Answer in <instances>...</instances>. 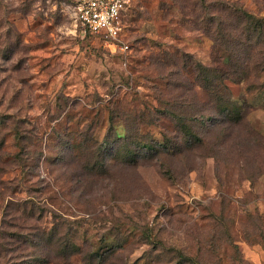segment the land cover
I'll return each instance as SVG.
<instances>
[{
    "label": "rangeland",
    "instance_id": "obj_1",
    "mask_svg": "<svg viewBox=\"0 0 264 264\" xmlns=\"http://www.w3.org/2000/svg\"><path fill=\"white\" fill-rule=\"evenodd\" d=\"M78 1L0 0V264H264V0H133L125 51Z\"/></svg>",
    "mask_w": 264,
    "mask_h": 264
},
{
    "label": "built area",
    "instance_id": "obj_2",
    "mask_svg": "<svg viewBox=\"0 0 264 264\" xmlns=\"http://www.w3.org/2000/svg\"><path fill=\"white\" fill-rule=\"evenodd\" d=\"M133 0H79L71 8L72 20L81 32L103 37L110 46L128 50L121 45L124 16Z\"/></svg>",
    "mask_w": 264,
    "mask_h": 264
},
{
    "label": "trees",
    "instance_id": "obj_3",
    "mask_svg": "<svg viewBox=\"0 0 264 264\" xmlns=\"http://www.w3.org/2000/svg\"><path fill=\"white\" fill-rule=\"evenodd\" d=\"M227 4L231 5V8H233L235 10L237 15H240L239 12L241 13V15H243V17L246 21V26L242 27L244 32L248 31L249 33H251L250 32V26L253 29H260V27L264 28V18L263 17L256 16V15L250 13L248 10L244 9L243 7L236 6L234 3L227 2ZM260 57L261 58L258 60L260 66H261L260 70H264V56L260 55ZM203 70H204V72H206L208 74H209V70L211 71L209 66L203 67ZM211 77H213V76H211ZM212 83H213V79L211 78V84ZM223 105L224 106H222L218 110H221V112H222L221 114L225 115L224 118H221V116L218 115L216 108L208 105L207 111H208V113H210L209 116L204 115V113H203L204 109L203 110L201 109V112H199L197 117L193 116L192 120L202 121V117H205L206 121L209 122V123L208 122L205 123V125L208 126V124H209L210 126H212V128H214V127L221 126V123H223V122H227L229 124L237 125L238 123L241 122V120L245 119L244 112L242 113V108L239 105H236V103L233 100H228L226 103H223ZM180 118L183 119L182 117H180ZM1 123L5 124V121L3 120ZM22 127H24V126L18 124L14 135L16 137L18 145H20L22 150L24 149V151H25V146L27 143H30V141H28L26 138L27 134L25 132H22L23 131ZM192 135L197 137L199 140H201L200 138L202 136H200L199 134L193 133ZM30 136H29V138H31ZM203 140H205V139H203ZM31 143H32V141H31ZM34 153L35 152H32L31 150H29V151L23 152V154L19 153V155H17V157H21L22 161L23 162L25 161V163L28 164L29 161H31ZM16 191H14L13 193H16ZM20 204L21 203H16L17 206H21ZM29 239H30V236L23 240L25 242V244H28ZM32 245H34V247H33L34 249H36L37 247H38L37 249H40L41 246L43 247L42 242H36V243L33 242Z\"/></svg>",
    "mask_w": 264,
    "mask_h": 264
}]
</instances>
